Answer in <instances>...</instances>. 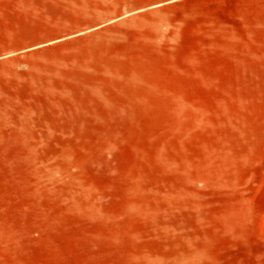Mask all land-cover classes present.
Returning a JSON list of instances; mask_svg holds the SVG:
<instances>
[{"label": "rangeland", "instance_id": "rangeland-1", "mask_svg": "<svg viewBox=\"0 0 264 264\" xmlns=\"http://www.w3.org/2000/svg\"><path fill=\"white\" fill-rule=\"evenodd\" d=\"M0 264H264V0H0Z\"/></svg>", "mask_w": 264, "mask_h": 264}]
</instances>
